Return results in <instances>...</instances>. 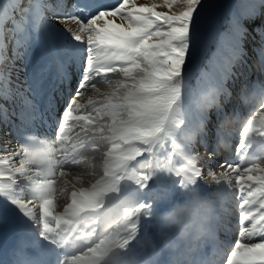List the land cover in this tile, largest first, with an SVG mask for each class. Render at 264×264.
<instances>
[{"label":"snow or ice","instance_id":"6c2138e0","mask_svg":"<svg viewBox=\"0 0 264 264\" xmlns=\"http://www.w3.org/2000/svg\"><path fill=\"white\" fill-rule=\"evenodd\" d=\"M262 12L264 0H0V123L14 137L0 148V212L20 221L0 264H104L113 248L134 252L157 202L167 200L163 210L190 188L207 191L204 175L238 201L225 231L238 238L214 245L220 264H264V106L232 114L228 155L238 134V162L205 172L179 138L206 142L212 111L198 97L214 93L224 113L245 22L255 30ZM218 14L226 30L213 20L209 32ZM207 44L215 51L205 66ZM253 51L264 64V34ZM244 90L264 92V81ZM57 113L55 135L38 134Z\"/></svg>","mask_w":264,"mask_h":264},{"label":"clouds","instance_id":"9594fccd","mask_svg":"<svg viewBox=\"0 0 264 264\" xmlns=\"http://www.w3.org/2000/svg\"><path fill=\"white\" fill-rule=\"evenodd\" d=\"M255 68L264 75V64L259 60ZM214 93L207 92L198 97L199 106L213 111ZM241 107L264 106V92L242 90L237 98ZM232 114L223 116L218 124L220 138L214 144L219 154L230 151L229 138L237 128ZM180 140L193 148L199 142V133H180ZM201 154H194V158ZM144 167H151L146 164ZM224 174H221V179ZM207 191L188 189L172 201L166 209L154 206L152 231L136 242L135 251L122 256V250L113 248L105 257L104 264H220V254L214 248L225 233L232 216L230 196L223 185H217L211 175L201 177Z\"/></svg>","mask_w":264,"mask_h":264},{"label":"rangeland","instance_id":"374dc122","mask_svg":"<svg viewBox=\"0 0 264 264\" xmlns=\"http://www.w3.org/2000/svg\"><path fill=\"white\" fill-rule=\"evenodd\" d=\"M96 2L97 3L110 4V3H114L115 0H96ZM214 2L217 4H224V5H227L228 7L234 8L240 2V0H214ZM136 3L138 6L150 5L151 3H161V0H136ZM165 9L166 8H164V7H158L156 10L160 11V12H167L168 9H166V10ZM213 20L215 22V25L217 27H220L221 31L226 30L227 21L218 14L215 17L210 18L209 29H208L209 32L211 31V24H212ZM117 23H119V21H117ZM221 25H223V26H221ZM255 26H256V28L254 30L253 24L251 22H247V21L245 22V27L248 29L246 36H245L244 40L242 41V46L244 47L243 49L245 50V54L241 57V59L239 61H237L234 64L233 76L226 83V87L229 90H232L233 86L237 87L236 90L232 93V97L230 99V102L225 104V105H227V108H228L226 111L227 113L229 112V113L233 114L234 111L232 108H234L235 106H236L235 108H239V110H240L241 105H240V103H238L239 101L237 99V96L239 93L242 92V90H244L245 87L252 85L253 81H258V82H260V80L264 81L263 75H261V78H259V76L255 77V74H252V72L250 73V71H249L250 67L253 68V70L255 72L257 71L255 68V65L258 62V56H257V53L253 51V49L254 48L258 49L261 46V34H264V12H262V14L255 19ZM252 30H254L253 32H255L256 34L252 33ZM204 46L205 45L201 46V54L204 56V64L206 66L207 60H209L211 58L212 53L215 51V45L214 44H207L208 50L206 52L203 51ZM201 54L197 55V57H196L197 61L200 60ZM248 56H251V58H254V60L251 59L252 65L250 63L246 62V59ZM246 63L248 64L249 67L245 66ZM31 65L32 64L30 63L28 66V71H30ZM253 65H254V67H252ZM246 72H249V74L248 73L246 74ZM246 75H248V77H245ZM245 79L247 80V83H245L246 82ZM192 83H193V85H195V80H193ZM101 84H103V83H101ZM253 84H255V83H253ZM103 86H105V85H103ZM239 110L237 109V112H239ZM244 110H246V109L244 108ZM240 112L243 113L242 111H240ZM218 124H219V121H217V119H215V121L210 124L211 126L208 127V135L205 138L206 142L202 143V144L198 143L196 145V150L198 152L201 153V151H199V150L201 149L200 146H202V145L211 146L210 140L213 139L212 138L213 137L212 131L218 129ZM0 132H1L0 134H4V125L2 123H0ZM9 137L5 138L4 135L0 136V148L3 147V146H1V144H4L5 139L9 140ZM11 140H14V139H11ZM234 143H235L234 145H236V143H238V134H237V139L234 140ZM213 148L214 147H211L210 150H208L207 152H211L213 150ZM234 153H235V148H234ZM204 154H206V153L205 152L201 153V155H204ZM201 161H202V163H204V166L207 167V165H205V164H207V158H203V159L201 158ZM162 180H163L164 185H168L171 183V181L168 180L167 178H162ZM177 194H178V192H177ZM166 205H167V200L162 199V200L158 201L155 206L158 208H163V207H166ZM13 216H15V215H12V213H10V212H0V247L3 244L2 243L3 242V234L5 233L4 229L11 230L13 232V234H15V235L19 234V236H20V225L17 222V220L15 219V217H13ZM236 232H237L236 234H238V231H236ZM232 234H234V233H232ZM227 236H229L228 233H227Z\"/></svg>","mask_w":264,"mask_h":264},{"label":"bare ground","instance_id":"6f19581e","mask_svg":"<svg viewBox=\"0 0 264 264\" xmlns=\"http://www.w3.org/2000/svg\"><path fill=\"white\" fill-rule=\"evenodd\" d=\"M154 2V1H153ZM167 9V8H166ZM165 9V10H166ZM254 30H252V33H255V32H253ZM256 34V33H255ZM242 48H244L243 46H242ZM247 55V54H246ZM251 59L252 60H254L253 58H251V56H248L247 57V59H246V62L247 63H250L251 65H252V61H251ZM245 64V66H247V67H249L248 66V64ZM252 67H254V65L252 66ZM32 71H34V65L32 64L31 66H30V73L32 72ZM249 71H250V73L252 72V74H255V77H257V76H259V78H261V74H260V72H258V71H254L253 70V68H251L250 67V69H249ZM249 74V72H246V74ZM245 77H248V75H246ZM263 77H264V75H263ZM251 78V77H250ZM99 79V78H98ZM246 80V79H245ZM264 80V79H263ZM261 81V80H260ZM244 82V81H243ZM258 81H253V83H257ZM102 83V82H101ZM98 84V86L99 87H101V90H104V88L106 87V86H103V84ZM245 83H247V80H246V82ZM252 83V84H253ZM233 86V85H232ZM236 86H233V88H232V90H230L231 91V93H233L235 90H236ZM239 92V91H238ZM70 94H74V90H73V93H68V92H65L64 93V95L66 96V95H70ZM240 95V93L238 94V96ZM230 102V101H229ZM224 113H226V114H231V113H227L226 111H227V105H225L224 104ZM237 109L239 110V108H235L233 111L234 112H237ZM240 111H242L243 113H246V110H244V108H241L240 107V110H239V112ZM224 113H217L215 110H213L212 111V119H211V122H210V124L211 123H213L214 121H215V119H217V121H221V119H222V117L224 116ZM58 117H59V113H57V116H56V118H54V119H51V120H49V122H48V124L45 126V127H42V128H40L39 129V133L38 134H40V135H46V136H54L55 135V123H56V119H58ZM209 124V126L208 127H210L211 125ZM52 128V129H51ZM218 131V129H216V130H214V131H212V134H213V139H211L210 140V145L211 146H209V145H202V146H200L201 147V149L199 150V151H201V153L202 152H205L206 154H204V155H201V158L203 159V158H207V151L208 150H210V148L211 147H214V144H215V142H216V140H217V137H216V132ZM1 133V132H0ZM1 135H4V134H0V136ZM11 139H14V137H12V136H10L9 137V140H11ZM206 140V139H205ZM13 142H14V140H13ZM235 143H234V141H233V153H232V155L231 156H229L228 154H220V155H217V157L215 158V160L213 161V162H211V163H209L208 161H207V164H205V165H207V167H205L204 166V170L205 171H207V168L208 167H212V168H216V166L218 165V164H220L223 160H225V159H228L229 160V162H238V157H236V155H235V153H234V148H235V145H234ZM4 144H1V146H3ZM200 153V152H199ZM200 153V154H201ZM205 160V159H204ZM235 191V193H236V196L238 197V194H239V192H238V189H235L234 190ZM230 199L231 200H233V202H235L236 203V206H237V208H238V201L236 200V197H231L230 196ZM59 210V209H58ZM238 214V213H237ZM13 215V214H12ZM13 217H15V219L17 220V222L19 223V225H20V221L17 219V217L16 216H13ZM19 227V226H18ZM237 230H234L233 231V233L234 234H232L231 236H227V233H221V235H220V238L223 240V239H225V238H228V239H230L231 241H235V239H237L238 238V234H236L237 232H236ZM4 234H3V244L1 245V247H0V251H4V252H7L8 250H9V248L19 239V234L18 235H15V234H13V232L11 231V230H8V229H4ZM230 234V233H229Z\"/></svg>","mask_w":264,"mask_h":264}]
</instances>
